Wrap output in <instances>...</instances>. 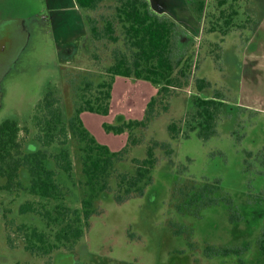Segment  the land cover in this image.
I'll return each instance as SVG.
<instances>
[{
	"label": "rangeland",
	"instance_id": "374dc122",
	"mask_svg": "<svg viewBox=\"0 0 264 264\" xmlns=\"http://www.w3.org/2000/svg\"><path fill=\"white\" fill-rule=\"evenodd\" d=\"M195 1L217 14L232 5V1L223 7H217L219 0ZM241 1L237 20L243 19L241 12L247 7L264 13V0ZM150 4L156 11L167 9L171 1L150 0ZM59 6L65 11H56ZM208 22L204 18L203 31L190 35L198 36L194 49L203 69L210 67L211 74L206 73L218 77L210 93L225 101L215 133L201 137L199 129L190 131L184 125L195 114L192 89L177 91L168 111L159 104L156 118L146 128L121 134L109 130L144 121L159 90L149 81L116 77L110 113L84 112L82 124L112 152L129 149L117 174H132L130 160L146 159L153 148L157 165L152 181L142 195L133 194L124 202L114 193L99 199L98 213L74 249L61 248L40 257L26 251L23 229L46 231V222L38 213L21 214V206L45 202L26 189L4 190L5 181L0 178V264H264V214L260 211L264 201V27L252 39L255 52L246 50L243 55L229 48L224 74L213 57L204 56L203 47L210 43ZM86 33L75 0H0V125L17 121L24 145L35 141V116L50 91L57 92L70 113L73 104L64 98L68 76L75 69L94 72L99 63L106 64L82 49ZM172 123L185 134L189 131L188 137L171 139L168 127ZM131 134L141 143L129 148ZM66 147L74 168L70 178L61 173L58 180L69 189L64 204L81 209L85 181L81 145L71 138ZM60 150L59 145L48 149L52 154ZM28 184L23 180L24 188ZM56 203L49 202L48 208Z\"/></svg>",
	"mask_w": 264,
	"mask_h": 264
},
{
	"label": "trees",
	"instance_id": "16d2710c",
	"mask_svg": "<svg viewBox=\"0 0 264 264\" xmlns=\"http://www.w3.org/2000/svg\"><path fill=\"white\" fill-rule=\"evenodd\" d=\"M229 1H232L231 8L217 14L209 12L202 1L188 0L197 19L209 21L206 39L210 43L203 47L207 51L204 56L213 57L221 73L228 69L224 56L229 54V48L242 53L257 49L252 39L264 16L255 8L247 7L241 12L244 17L239 21L240 5L237 3L241 0H219L217 7H223ZM75 3L87 28V35L81 40L82 49L94 53L95 61L106 64L102 67L99 63V69L94 72L75 69L74 74L68 76L69 89L64 98H69L73 104L70 113L56 91L45 96L35 116V141L28 146L21 142L23 129L17 121L6 120L0 125L3 189H26L45 202H27L21 206V214L38 213L46 222V231L36 227L23 229L26 251L40 257L50 256L61 248L74 249L84 238L89 221L98 213L99 199H107L112 195L110 193H114L124 202L133 194L142 195L152 181L151 174L157 165L153 148H149L146 159L130 160L132 170L129 172L132 174H117L127 161L129 149L112 152L99 144L82 124L81 114L84 112L104 116L110 113L116 77L149 81L159 88L158 95L148 105L144 121L108 127L117 134L146 128L156 118L159 104L164 106L163 111H168L169 101L177 91L192 89L196 92L192 97L195 114L187 125L184 121V125L190 131L199 129V135L207 138L215 133L225 105L219 95L210 93L213 86L218 85V77L206 73H210V67L203 69L202 59L199 61L194 49L196 39L169 16L153 11L149 0H75ZM258 5L259 9L262 8L259 2ZM168 130L173 140L188 137L189 131L185 134L177 123L170 124ZM71 138L77 139L81 145L85 177L81 209L64 204L69 189L58 180L61 173L69 178L72 176L74 163L70 149L66 147ZM140 143L131 134L129 148ZM54 145H59L61 150L52 154L48 149ZM23 180L29 183L25 188ZM54 201L58 203L52 209L48 208L49 202ZM51 227L57 229L54 236L50 233L55 228Z\"/></svg>",
	"mask_w": 264,
	"mask_h": 264
},
{
	"label": "crops",
	"instance_id": "0c3cea01",
	"mask_svg": "<svg viewBox=\"0 0 264 264\" xmlns=\"http://www.w3.org/2000/svg\"><path fill=\"white\" fill-rule=\"evenodd\" d=\"M151 1H154V0H151ZM164 1H166V2L171 1V6H169L167 9L156 10L155 12L157 14L169 16L174 21H176L183 29H185L189 34H194V33L196 34L197 31H203V21H199L197 19V17L195 16L194 12L191 9V6L189 5L188 0H164ZM68 10H70V9H68ZM56 11L64 12L65 9H63L62 6H59V7H57ZM70 12H72V10H70ZM80 13H81V11H80ZM82 18H83V16H82ZM84 24H85V22H84ZM262 27H264V16H263V19H262V21H261V23L257 29V32L259 30H261ZM86 35H87V33L84 36H86ZM196 38H198L197 35H195V39ZM253 39H254V37H253ZM253 52H255V51H253Z\"/></svg>",
	"mask_w": 264,
	"mask_h": 264
},
{
	"label": "flooded vegetation",
	"instance_id": "af4514ba",
	"mask_svg": "<svg viewBox=\"0 0 264 264\" xmlns=\"http://www.w3.org/2000/svg\"><path fill=\"white\" fill-rule=\"evenodd\" d=\"M260 211L264 214V201L261 204ZM261 217H264V215H262Z\"/></svg>",
	"mask_w": 264,
	"mask_h": 264
}]
</instances>
